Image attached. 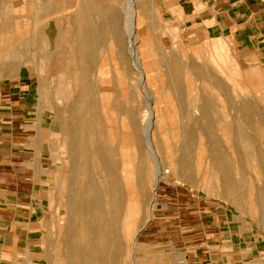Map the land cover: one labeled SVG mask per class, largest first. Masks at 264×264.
Listing matches in <instances>:
<instances>
[{"label": "bare ground", "instance_id": "6f19581e", "mask_svg": "<svg viewBox=\"0 0 264 264\" xmlns=\"http://www.w3.org/2000/svg\"><path fill=\"white\" fill-rule=\"evenodd\" d=\"M34 4L30 16L21 8L15 13L27 14L21 19L33 23L31 28L36 33L3 37L0 67L10 71L29 57L27 60L35 61L33 69L28 70L31 75L36 73L33 82L40 87L51 84L47 96H42L50 105L55 127L64 123L55 131V144L59 149L63 146L66 164L56 169L54 203L56 213L61 214L64 208L65 215L56 222L68 232L69 264H120L123 256L128 257V264H134L138 233L152 215L143 191L150 169L138 171L132 164L130 148L137 140L142 150L150 151L156 167L152 169V200L165 176L163 167L169 162L167 177L197 178L206 187L210 183L209 189L221 197L236 196L239 201L244 188L251 194L256 190V205L264 211V151L256 147L254 135L241 125L235 138L229 136V128L234 125L227 111L232 104L230 89L217 76L211 54L198 57L199 50L194 46L156 53L144 37L145 21L138 0H35ZM108 40L111 50L113 45L117 47L115 56L110 53V62L105 52L101 59L97 57ZM30 47L33 51L28 52ZM158 64L163 67L156 72ZM184 77L191 80L188 85L193 90L192 79L200 80L205 94L201 104L183 94ZM215 89L220 93V103L213 95ZM165 91L176 94L177 104L186 107L183 116L192 119L206 138L204 145L210 152L207 158L212 161V168L206 172L211 175L192 169L190 157L195 143L190 127H179L183 152L173 159V144L165 142L169 129L166 120L173 110L169 106L172 101L167 99L170 93L165 97ZM151 95H155V101ZM196 110L200 116L195 115ZM236 110L246 121L258 116L264 125V112L253 101L241 100ZM154 124L158 131H153ZM216 124L218 139L211 131ZM232 150L237 153L235 162L229 154ZM204 158L203 154L197 156L199 161ZM250 159L257 161L255 174L262 180L255 188L254 182L247 186L252 180ZM261 220L264 222V215Z\"/></svg>", "mask_w": 264, "mask_h": 264}, {"label": "rangeland", "instance_id": "374dc122", "mask_svg": "<svg viewBox=\"0 0 264 264\" xmlns=\"http://www.w3.org/2000/svg\"><path fill=\"white\" fill-rule=\"evenodd\" d=\"M34 1L0 0V40L10 35L33 36L36 33L31 28L34 27L33 23L30 24V22L21 19L28 17L27 14L21 16L15 13L16 9L21 8L30 16L35 9ZM199 1H190L188 4L186 0H138L145 21L142 23L144 37L148 40V46L156 53L161 50L170 52L178 49L177 51H180L183 47L189 50L190 46H194L199 50L198 57H202L204 53L211 54L209 56L212 57V65L217 76L225 81L230 89L232 104L228 105L227 111L234 125L229 128V136L235 138L237 136L236 128L241 125L248 133L254 135L257 140L256 147L264 151V125L259 122L258 116H253L251 120L246 121L242 113L236 110L240 106V101L246 99L253 101L256 108L260 112H264V0H251L253 1L251 8H238L236 6L238 0H220L222 1L220 5L217 3L219 0H203L204 2H215L209 8L199 4ZM207 9L208 16L205 15L200 21V12L203 13ZM17 18L18 20H16ZM220 23L224 25L225 30H214L216 25L219 28ZM239 35L241 36L239 37ZM255 41L258 42L256 46L252 43ZM109 43L108 40L105 47L99 49L97 53V57L100 59L102 53H107L105 58L108 62L112 60L111 51L115 56L114 51L117 48L113 45L111 50ZM27 49L25 48V50ZM32 49L30 47L27 51ZM27 58L29 57H26V60L10 71H5L0 67V88H9L12 92H16L11 96L14 101L12 106L10 105V96H1L0 140L2 144L21 142L28 148L29 142L35 138L37 133L44 148L42 160L46 162L44 166L47 175L36 173L34 175V193L27 206L28 214L20 222L27 226L28 230L24 229L20 236H16L11 235L7 229L2 227V224L0 225V264H15L14 258H25L27 254L38 251L40 247L35 242L40 235L42 239L41 256L47 261V264H66V262L69 264L68 232L56 222L57 218H63L65 215L64 208H61V214H58L56 213L57 204L54 203L56 169L61 165L65 166L66 152L63 146H60L61 149H59L55 144L57 143L55 134L57 128L53 122L50 105L42 96H47L51 84L47 83L46 86L40 87L33 82L36 73L31 75L28 70L29 68L33 69L35 61L33 62L31 58L27 60ZM162 67L158 64L154 70L159 72ZM47 79H49V75ZM186 80L188 79L184 77L183 94L185 96L188 94L187 98L201 104L205 94L200 80L195 82V79H192L194 90L188 85L191 80ZM246 86L251 91L247 92ZM9 92L6 91V93ZM197 93L198 96H195ZM166 95H168L169 102L172 101L171 104L168 103L173 110H171L172 117L169 116L166 120L169 129L165 142L173 144L171 145L173 146V159H178L183 152L179 147L183 139L179 127H190L195 143L190 157L192 169L194 172L199 170L205 175L206 171L212 168V161L207 158L210 152L204 145L206 138L202 137L192 119L183 116L186 107L177 104L176 94L165 91L163 96L166 97ZM213 95L216 102H219L220 93L217 89ZM151 97L152 101H155V95H151ZM3 99H7V103ZM122 99H126L125 96H122ZM12 109H14L13 113ZM195 113L196 116H200L199 110H196ZM216 125L211 128V131L218 139L220 130L219 124ZM11 126L15 128L14 133L19 134L18 138L17 136L3 138L4 135L11 134ZM63 126L64 123L58 127L62 129ZM153 128V131L160 129H158V125L155 127V124ZM60 135L63 137L62 133ZM141 147L140 141L137 140L130 148L134 157L132 164L138 171L142 168L149 167L150 169L147 173H150V178L146 174L147 181L144 182L143 191L147 196V204L148 207L150 205L149 209L152 215L138 233L136 241L138 250L134 257V264H264V222L261 220L264 211L256 205L254 196L256 190H252V195L249 188H244L242 190L243 198L239 201L235 200L236 196L222 195L223 198L216 191L209 189L210 183L207 188L197 178L189 179L184 175L179 177L181 179L173 175L167 177L170 163L166 162L163 167L165 176L160 179L152 200L150 192L152 191V169L155 170L156 167L154 161L150 159V151L142 150ZM153 148H156L155 144H153ZM159 152L163 156L166 155L164 150H159ZM199 154L206 157L202 161L200 160L201 163L197 159ZM229 154L235 162L234 157L236 158L237 153L232 150V153ZM29 155H33V153L31 152ZM34 156L36 162L39 155L35 152ZM249 165L248 170L252 180L247 186L250 187V183L254 182L253 188H255L262 183V180H259L255 174L257 161L250 159ZM207 175L211 174L207 173ZM235 176L238 175L235 174ZM39 192H41V196H38ZM64 198L65 196L62 197V199ZM9 206L13 207L11 204ZM28 264H34V262ZM120 264H128V257L123 256Z\"/></svg>", "mask_w": 264, "mask_h": 264}, {"label": "crops", "instance_id": "0c3cea01", "mask_svg": "<svg viewBox=\"0 0 264 264\" xmlns=\"http://www.w3.org/2000/svg\"><path fill=\"white\" fill-rule=\"evenodd\" d=\"M190 1L194 0H186L188 4ZM213 1L210 3L209 1L204 2L203 0H200L199 4L205 5L204 7L209 8L210 6H212V4L215 3ZM217 3H219L218 5H220L222 1L219 0ZM251 4H253V1L251 0H238L236 6L238 8H251ZM208 14V9L203 13L200 12V21L203 17H205V15L208 16ZM218 29L219 31L225 30L224 25L220 23L219 28L217 25L216 27H214V30L217 31ZM240 36L241 35H239V37ZM252 43L255 46L258 45L257 41ZM16 85L19 86V84ZM6 91L10 92L6 93ZM15 93L16 92H12L9 88H0V100L1 96H10L9 100L10 105L12 106L14 101L11 96ZM3 100L5 101V103H7V99ZM11 111L13 113L14 109H12ZM35 128H37V126H35ZM14 130L15 128L11 126V134H6L3 138L14 136H17L18 138L19 134L14 133ZM31 152L33 153V155H29V153ZM35 152L39 155V159H36V162L34 159ZM42 152H44V148L42 147L41 139L37 135V133L35 138L29 142L28 148H26L24 143L21 142L2 144L0 140V225L2 224V227L4 229H7V231H9L11 235L20 236L22 230H28V227L20 224V222H22V219L28 214L27 206L31 202L32 195L34 193L35 173L38 175H47L46 167L44 166L46 165V162L42 160V157H44L42 156ZM38 196H41V192L38 193ZM9 204H11L13 207H10ZM35 243L40 247L38 251H34L32 252V254H27L25 258L16 257L13 259V262L15 264H28L29 262H34V264H47V261H45L41 256V235L36 239ZM32 258L33 261H31Z\"/></svg>", "mask_w": 264, "mask_h": 264}]
</instances>
